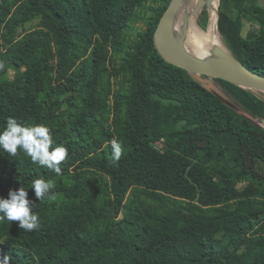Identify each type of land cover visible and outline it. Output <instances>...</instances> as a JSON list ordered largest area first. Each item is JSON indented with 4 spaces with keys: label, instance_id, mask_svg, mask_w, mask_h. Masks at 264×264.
Instances as JSON below:
<instances>
[{
    "label": "trees",
    "instance_id": "trees-1",
    "mask_svg": "<svg viewBox=\"0 0 264 264\" xmlns=\"http://www.w3.org/2000/svg\"><path fill=\"white\" fill-rule=\"evenodd\" d=\"M234 1L220 36L264 76V0ZM170 2L0 0V130L8 117L45 124L67 149L60 175L0 152V197L29 190L40 223L0 222V259L264 264V129L252 122L264 99L217 80L244 116L163 59L154 34ZM34 179L51 180L55 199L36 200Z\"/></svg>",
    "mask_w": 264,
    "mask_h": 264
},
{
    "label": "water",
    "instance_id": "water-1",
    "mask_svg": "<svg viewBox=\"0 0 264 264\" xmlns=\"http://www.w3.org/2000/svg\"><path fill=\"white\" fill-rule=\"evenodd\" d=\"M203 2L204 0H199L198 6L195 9L194 16L196 17V21L204 8ZM183 3L184 0H171L155 31V46L163 59L171 65L184 69L200 83L202 82L199 78L209 77L226 81L255 94L256 92L264 93V76L246 68L236 59L225 44L222 47L206 51L202 48L193 47L188 30H184L181 33L178 32L176 19ZM208 8L209 11L216 14L219 29L221 13L219 8L215 6L214 0H209ZM209 90L219 97L229 108L246 116L244 111L233 101L224 98L215 90ZM252 122L264 129V126L260 123L254 120Z\"/></svg>",
    "mask_w": 264,
    "mask_h": 264
},
{
    "label": "clouds",
    "instance_id": "clouds-1",
    "mask_svg": "<svg viewBox=\"0 0 264 264\" xmlns=\"http://www.w3.org/2000/svg\"><path fill=\"white\" fill-rule=\"evenodd\" d=\"M51 149V151H50ZM0 152L9 156L23 153L33 164L47 168L57 175L61 174V163L67 157V149L63 146H53L50 129L45 124L22 125L15 117H8L3 130H0ZM122 154L120 143L112 141V160L118 161ZM54 187L51 180L34 179L31 190L36 200L43 202L55 199V193L50 194ZM29 190L20 186L10 189L7 198L0 197V222H18V228L24 232L39 229V215L35 211L37 203L28 199ZM12 257L5 255L0 264H10Z\"/></svg>",
    "mask_w": 264,
    "mask_h": 264
},
{
    "label": "bare ground",
    "instance_id": "bare-ground-1",
    "mask_svg": "<svg viewBox=\"0 0 264 264\" xmlns=\"http://www.w3.org/2000/svg\"><path fill=\"white\" fill-rule=\"evenodd\" d=\"M199 0H184V3L180 7L177 15V30L181 33L184 30H188L190 41L193 43V47L202 48L203 50L210 51L216 47H222L223 43L219 37V29L217 26L218 20L216 14L213 12L210 21L214 19L215 30L205 33L199 27L194 12L198 6ZM215 6L218 5L217 0H214ZM217 2V3H216ZM203 13V12H202ZM256 92V91H255ZM259 93V92H256Z\"/></svg>",
    "mask_w": 264,
    "mask_h": 264
},
{
    "label": "rangeland",
    "instance_id": "rangeland-1",
    "mask_svg": "<svg viewBox=\"0 0 264 264\" xmlns=\"http://www.w3.org/2000/svg\"><path fill=\"white\" fill-rule=\"evenodd\" d=\"M250 1H254V0H250ZM218 2V5L217 7L219 8L220 10V13L221 11H226L227 13H229L230 15L235 12L236 10V3L234 0H217ZM216 2V3H217ZM204 8L207 7L208 8V5H209V0H204ZM213 12L209 11V8H208V12L206 14H203V13H200L199 17H198V25L199 27L202 29V31H204L205 33L211 31L212 33H214V30L215 28H211L210 27V24H211V21H210V18H211V15H212ZM207 17V18H206ZM203 19L200 21V19ZM258 22L257 20H255L254 18L251 17V20L247 21L245 20L244 21V25H243V28H242V33L244 35H247L250 30L252 28H255L257 26ZM31 27H33L34 25H30ZM219 34V37H220V40L221 42L223 43L224 45V42L222 40V37L220 36V32L218 33ZM201 80V82L209 89H212V90H215L217 91L218 93H220L224 98L230 100V101H233L234 102V99L227 93V91L221 86V84L217 81V79H213V78H209V77H201L199 78ZM257 95H259L260 97H262L264 99V93H256ZM256 122H258L256 120ZM262 126H264V120H259V122ZM159 147V146H158ZM79 227L76 226V225H72L69 227V229L67 231H65L64 233L61 234V240H59V242H65L66 240L69 239V237L73 234V232L78 229Z\"/></svg>",
    "mask_w": 264,
    "mask_h": 264
}]
</instances>
